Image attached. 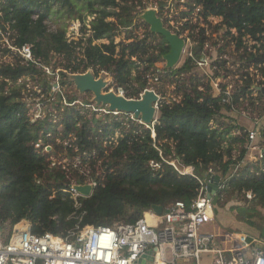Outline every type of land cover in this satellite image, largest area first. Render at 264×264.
Returning a JSON list of instances; mask_svg holds the SVG:
<instances>
[{
  "label": "trees",
  "instance_id": "1",
  "mask_svg": "<svg viewBox=\"0 0 264 264\" xmlns=\"http://www.w3.org/2000/svg\"><path fill=\"white\" fill-rule=\"evenodd\" d=\"M164 6L160 5L159 13L155 10L161 20ZM185 7L188 10L181 13V20L188 21L196 11L205 24L218 20L215 33L219 37L212 45L217 49L214 64L221 61L222 68L227 63L225 56L229 60L234 52L239 54L247 71L236 84L232 104L236 109L245 104L254 107L249 91L255 72L264 78V0H186ZM147 10L144 0H0V58L13 57L12 63H0V224L6 232L27 221L33 233L48 231L66 237L77 226L135 224L154 206L166 210L179 201L190 204L198 197L199 182L190 175H180L167 163L159 170L151 168V161L161 160L159 150L167 161L178 160L193 167L200 177L217 167L220 175L227 176L230 165L237 162L233 153L238 150L239 159L245 157L244 129L240 136L233 135V127L222 115L231 107L223 106L221 98L214 96L205 74L196 73L197 62L204 58L212 36L207 37L201 29L192 54L173 68L166 66L159 75L156 65L165 61L171 48L164 36L153 33L142 20ZM58 13L80 23L79 39L68 38L67 25L50 30L48 23H58L54 19ZM138 21L147 28L143 38L135 34ZM187 29L186 25L182 30ZM5 34H10L15 48L31 45L38 64H23L4 46ZM55 57L61 62L54 67ZM51 67L54 75L60 70L61 87L70 84L69 74L91 69L96 78L106 72L112 79L111 87L124 91L127 99H139L150 88L149 81L156 78V83H163V79L175 83L176 98L168 100L160 89H154L161 99L155 139L151 129L131 120L128 127L125 119L114 116L96 118L93 114L88 119L83 108L61 105V94H56L52 103L56 122H32L22 103L23 91L30 81L37 82L45 95L43 100H49L54 83L48 80L45 68ZM76 100V96L69 97L68 103ZM216 122L220 127L213 125ZM118 131L124 138L107 157L103 142ZM262 132L264 135V129ZM48 135L53 151L41 157L34 153L32 143L45 142ZM67 148L74 157L95 153L96 158L91 159L94 176L98 161L103 160V186L93 197L80 199V210L63 192L68 187L65 172H51L50 157ZM247 193L252 194V200L244 207L232 206L230 211L264 240V171L247 168L244 175L230 179L217 200L230 203L244 199Z\"/></svg>",
  "mask_w": 264,
  "mask_h": 264
},
{
  "label": "built area",
  "instance_id": "2",
  "mask_svg": "<svg viewBox=\"0 0 264 264\" xmlns=\"http://www.w3.org/2000/svg\"><path fill=\"white\" fill-rule=\"evenodd\" d=\"M9 35H3L4 46L18 55L23 64H38L34 59L32 46L25 44L21 48H15L10 44ZM206 36L209 37L207 34ZM249 43L257 44L253 41ZM216 58L217 56L213 55V57L209 56L198 61V69H204V74L210 81L214 96L221 98L223 106L231 107L230 112H240L243 117L253 119L254 123L252 129L244 130L246 137L243 147L247 150L246 155L240 160V152L236 150L233 153V159L237 162L230 165L231 173L229 175H220L218 171H221V168L217 167L208 169L201 177L197 176L193 167L191 169L185 167L178 160L167 161L157 148L161 160L151 161V168L159 170L164 163H167L180 175H190L199 182L198 197L190 204L182 201L176 202L163 210L161 216L151 208L135 224L118 225L116 227L86 226L80 228L77 226L76 229L68 232L66 237L56 236L48 231L43 234L33 233L31 225L27 221L16 224L9 232H6L0 224V264H187L192 261L195 264H201V256L204 254L212 256L213 264H264V244L262 247H257V240L254 239L250 243L248 238L243 236L240 240L242 245L240 248L225 250L220 246L218 237L214 233L204 231L207 223L215 219V204L218 193L226 187L230 179L245 174V170L248 168L247 157L250 156L254 163V167L250 168L251 172H255L256 168L264 171V135L262 132L264 117L257 114V116H252V110H246L243 107L236 109L233 106L232 97L236 86L234 88L232 84L227 83V80L233 77L232 71H228L227 74L221 72L219 65L222 62L214 64ZM225 59H227L226 66L230 70L229 65L232 61L231 59L228 60V56H225ZM45 70L47 73L50 72L48 68H45ZM157 72L161 75L163 70ZM255 73V82L252 84L249 93L253 98V103L258 107L260 101L264 102V78H261L257 71ZM235 77L241 83L242 76L236 75ZM158 80L156 78L155 82H158ZM56 94L62 95L60 103L63 106L91 108L93 111L92 116L95 114L96 118L114 116L120 120L125 119L126 126L131 120L135 124L151 129L153 139L156 137L154 125L157 123L147 125L133 114L112 111L107 108L109 106L83 103L78 99L69 104L68 98L58 82L52 85L50 99L46 102L43 100L45 98L43 94L41 96L44 98L33 99L34 103L33 100L26 103L25 97L23 98V105H33L34 113L26 108L32 117V122L40 120L53 122L54 119H57L55 107L52 105ZM123 94L122 91L120 95L123 96ZM29 97L34 98L33 96ZM97 114H99V117ZM92 116L88 119H91ZM226 121L233 127V135L240 136L242 129L236 127L235 121L229 122L228 119ZM213 125L220 127L217 122ZM119 133L120 137L117 140L114 137L104 140L103 154L105 156L108 157L110 151L121 144L124 134ZM50 136L48 135L45 142L32 143L35 154L44 157L53 151ZM92 157L96 158L95 153L88 157L71 156L69 148L57 156L50 157L51 172L55 173L60 170L65 172V183L68 187L63 192L72 197V204L76 210L82 208L80 199L93 197L96 190L103 186L102 176L105 174L103 160L98 161L96 165L98 170L94 176L91 164ZM215 175L220 176V184L217 195L210 198L208 185ZM37 182L40 183L41 181ZM77 186H89L91 188L90 194L84 195L77 191ZM251 200L252 194L247 193L244 202L248 203ZM147 215L152 218V224L148 222Z\"/></svg>",
  "mask_w": 264,
  "mask_h": 264
},
{
  "label": "rangeland",
  "instance_id": "3",
  "mask_svg": "<svg viewBox=\"0 0 264 264\" xmlns=\"http://www.w3.org/2000/svg\"><path fill=\"white\" fill-rule=\"evenodd\" d=\"M144 2H145L146 7L149 8V10L154 9V10H157L158 13L160 11L159 10L160 5L161 4L165 5L164 9L161 13L162 15H160V17L162 18V20L164 22L165 27L170 29L175 34L180 33V35H181L180 37L183 38L185 40V43H186L181 62L188 55L192 54V49H194V47L196 46V44L198 42L197 39H199V34L201 32V29H204L206 34L209 35V37L212 36L211 37L212 41H210L209 46H207L204 50V55H205L204 58L209 57V56L213 57V55H217V53H216L217 49L214 48L212 45L214 44L213 42L217 40V37H219V34L215 33L217 30L215 28V26H216L218 20L211 19L210 22L205 24L202 19L198 18L197 14H196L197 11L195 12V15H193L189 18L188 21L187 20H181V18H180L181 13L188 10L185 7L186 0H144ZM55 9L57 10V7H55ZM64 16H65L64 14L58 13L56 15V17L54 18V19L59 20L58 23H55L54 21H51L48 23V25L50 26V30L51 31L56 30L58 25H67L68 26V29H67L68 38H70L71 40L79 39L80 29H81L80 23L73 21V20L65 19ZM186 25L188 26V29L183 31L182 29ZM136 28H137V30L135 32L136 36L143 38L147 28L144 25L140 24L139 21L136 25ZM119 40L120 39H118L117 41H119ZM10 44L12 45L11 41H10ZM231 56H232V59H231L232 62L229 65L230 70H228L227 66L226 67L222 66L221 72L223 71L227 74L228 71H232L231 74L233 75V77H230V79L227 80V83L232 84L235 88L236 84L238 83V80H236L235 76L236 75L242 76L243 73H245L247 70L244 69L242 62L239 60V54L238 53L234 52V54H232ZM2 62L3 63H12L13 57H11V56L2 57V58H0V63H2ZM60 62H61V60L59 58L55 57L52 60V66H54V67L58 66ZM165 67H166L165 61L156 65V69L158 71L159 70L164 71ZM52 68L53 67H51L49 69L50 74L48 73V75L50 76V78L48 80L52 81L53 83H57L60 80V76L58 75L60 70H58L56 72V74L54 75L52 73ZM86 73H90L93 75V72L91 69L88 70ZM191 73L188 74L186 76V78L189 77L191 75ZM196 73H203L202 75H204V69H202V70L197 69ZM68 76H69L70 84H66L62 87V90L64 91V94L66 95L67 98L72 97V96H76L77 99L82 101L83 103L88 102L91 104H97L93 94L83 93L80 90V88L77 84V79L75 78L76 74L75 75L69 74ZM96 79H102L104 82H106L107 88H106L105 92H115L116 94H120L122 92V90H118L115 86L111 87L112 79L106 72L101 73L100 76L97 77ZM1 81L2 80L0 78V82ZM5 83H8L9 86L11 85L8 80H5ZM66 83H68V82H66ZM18 84H20V83H18ZM149 84H150V88H149L150 90L160 89L161 93H163L168 100H172V99L176 98V95L174 92L176 89L175 83L170 84V82H167V79L166 80L163 79V83H156L155 81H149ZM9 86H7L6 89H8ZM41 93H42V91L38 87V83L34 82V81H30L27 90H24L22 95L25 97V102L27 103L28 101H32L33 99L38 100L40 98H44L43 96H41L42 95ZM29 96H33L34 98L31 99V97H29ZM123 96H125V95L123 94ZM34 100H33V103H34ZM97 106H99V105L97 104ZM25 107L29 108L32 111L31 113H34L33 105H28V106L26 105ZM245 107H247V108H245ZM107 108H109V107H107ZM243 108H245L246 110H252L251 111L252 116H257V115L259 116L260 115V116L264 117V102L263 101L259 102L258 107H256V106L253 107L249 104H245V106ZM83 109L85 110V113L87 114V116L90 118L92 116L91 114L93 112L91 110V108H83ZM238 113H240V112H238ZM230 115H231L230 113L225 114L224 115L225 119H228L229 122L236 120V119L230 117ZM97 116L99 117V114H97ZM54 122H56V119L53 120V123ZM249 124H251V123L249 122ZM60 129H61V127L59 128V130ZM119 137H120V133L118 131V132H116L114 139L117 140ZM237 205L244 207L245 205H247V203L244 202V199H241V198L236 200V201H232L230 203H227V201L224 199H221L220 201L217 200L216 204H215L216 214L222 213V210H224V209L230 210V208L232 206H237ZM262 212L264 213V211H262ZM243 228L246 229L247 227H243ZM259 241H260V247H262L264 244V240L259 238ZM257 245H259V244H257ZM211 258H212V256H210V255H205V254L202 255L201 256V264H213ZM191 264H192V262H191Z\"/></svg>",
  "mask_w": 264,
  "mask_h": 264
},
{
  "label": "water",
  "instance_id": "4",
  "mask_svg": "<svg viewBox=\"0 0 264 264\" xmlns=\"http://www.w3.org/2000/svg\"><path fill=\"white\" fill-rule=\"evenodd\" d=\"M141 18L150 25L153 33L164 36L168 41L171 51L164 58L167 68L177 66L182 60L186 45L185 40L178 34L167 29L163 21L157 16L155 10H147ZM75 78L77 79L80 90L83 93L93 94L98 105L109 106V109L112 111L133 114L137 119H141L147 125L157 123L161 99L154 91H145L140 99H127L115 92H105L107 88L106 82L102 79H96L90 73L76 74ZM219 184L220 176H213L208 185L210 198L217 195ZM76 189L84 195H89L91 191L89 186H77ZM152 209L159 216L163 214V208L160 206H154ZM253 240L252 237H249L248 242H252Z\"/></svg>",
  "mask_w": 264,
  "mask_h": 264
},
{
  "label": "crops",
  "instance_id": "5",
  "mask_svg": "<svg viewBox=\"0 0 264 264\" xmlns=\"http://www.w3.org/2000/svg\"><path fill=\"white\" fill-rule=\"evenodd\" d=\"M227 113H230V117L236 119L235 124L238 129L249 130L254 127L253 119L246 118L241 115V113L237 112H226L223 111V116ZM249 122L251 124H249ZM264 123V119H263ZM253 161L250 156L247 157V167H254ZM217 200V199H216ZM216 214V211H215ZM243 227H247L246 229ZM208 229V230H207ZM204 231L214 233L218 237V242L222 248L225 250H229L231 248H240L241 238L246 236L248 239L252 237L257 240V247L260 246L259 235L256 231L252 230L249 226L243 223H239L232 212L228 209L222 210V213L216 214L214 221L207 223L204 227ZM252 243V242H250ZM254 246V245H253ZM185 264V263H179ZM191 264V263H187ZM192 264H195L192 261Z\"/></svg>",
  "mask_w": 264,
  "mask_h": 264
},
{
  "label": "bare ground",
  "instance_id": "6",
  "mask_svg": "<svg viewBox=\"0 0 264 264\" xmlns=\"http://www.w3.org/2000/svg\"><path fill=\"white\" fill-rule=\"evenodd\" d=\"M188 168H190V167H188ZM190 169H191V168H190ZM147 219H148V222H149V223H151V224L153 223V220H152V218H151L149 215H147Z\"/></svg>",
  "mask_w": 264,
  "mask_h": 264
}]
</instances>
